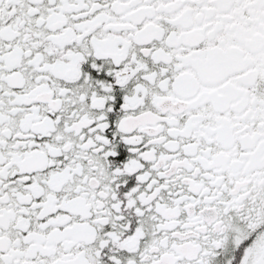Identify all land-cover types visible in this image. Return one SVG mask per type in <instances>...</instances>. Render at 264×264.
Segmentation results:
<instances>
[{"label":"snow or ice","instance_id":"snow-or-ice-1","mask_svg":"<svg viewBox=\"0 0 264 264\" xmlns=\"http://www.w3.org/2000/svg\"><path fill=\"white\" fill-rule=\"evenodd\" d=\"M0 264H264V0H0Z\"/></svg>","mask_w":264,"mask_h":264}]
</instances>
